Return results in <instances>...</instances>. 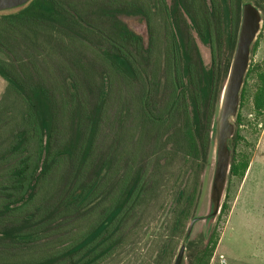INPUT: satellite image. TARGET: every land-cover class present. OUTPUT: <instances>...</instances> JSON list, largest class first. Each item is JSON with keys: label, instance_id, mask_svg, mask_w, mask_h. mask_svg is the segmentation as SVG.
I'll return each mask as SVG.
<instances>
[{"label": "trees", "instance_id": "obj_1", "mask_svg": "<svg viewBox=\"0 0 264 264\" xmlns=\"http://www.w3.org/2000/svg\"><path fill=\"white\" fill-rule=\"evenodd\" d=\"M240 1L31 0L0 12V241L39 250L63 238L48 239L50 226L81 223L65 247L6 253L0 264H98L164 209L169 235L150 264L171 263L212 165ZM121 15L145 19L146 42ZM255 78L262 115L264 62ZM241 140L236 128L230 177L248 167ZM217 241L214 230L189 240L187 264H210Z\"/></svg>", "mask_w": 264, "mask_h": 264}, {"label": "rangeland", "instance_id": "obj_2", "mask_svg": "<svg viewBox=\"0 0 264 264\" xmlns=\"http://www.w3.org/2000/svg\"><path fill=\"white\" fill-rule=\"evenodd\" d=\"M154 3H156V0H147V4L153 5ZM165 3L171 6L173 0H165ZM245 3H250L256 7L255 0H241L238 5L240 9L239 24L241 7ZM236 4V0H233L234 7H236ZM256 8L261 13L262 27L255 40L257 41V48L249 55L248 69L243 78L237 114L230 120L233 130L236 131L237 128L242 137L236 152L247 155L248 167L242 178L230 177L229 173L226 175L219 198L218 195H214L212 189L215 171L213 148L212 165L201 176L202 194L192 218L196 221L189 235L186 233L192 219L186 226L185 237L174 241V255H177L181 245L185 246L183 264H187L186 243L189 240L196 239L199 235L207 237L213 230L218 241L210 264H264V114L257 115L252 105V96L256 89V68L264 62V13L258 7ZM89 10H91L89 12L92 14V18H96V8L92 6ZM153 11L152 22H157L160 18L159 14L153 15ZM155 12L157 11L155 10ZM120 20L135 34L142 37L145 42L147 41L145 19L139 15H121ZM197 43L205 62H208V49L199 41ZM13 52L8 55L17 59L24 58V53L18 50ZM1 57L2 54L0 53ZM6 85L7 82L0 77V100L6 91ZM238 119H240V124H238ZM224 203L227 209L225 212H221ZM216 207H218V211L214 214ZM165 216L166 209L152 212L142 225H137L131 230L128 229L126 242L112 256L98 264L152 263L156 257L158 247L169 235L163 222ZM68 221L70 222L50 226L49 229L55 231V233L53 237L51 236L52 238L49 237L48 239L63 238L50 243L45 248L42 246L39 250L29 249L28 246L18 244L15 241H0V263L3 262L2 257H5L6 253L13 254L22 251L21 253H25L26 258H28L31 253L44 254L46 250L48 252L49 249L65 247L71 242L73 234L81 226V223L72 224L71 219ZM44 241L42 244H44ZM2 244L9 245V247H3ZM174 259L175 257L170 264H173ZM64 264H68V262Z\"/></svg>", "mask_w": 264, "mask_h": 264}, {"label": "water", "instance_id": "obj_3", "mask_svg": "<svg viewBox=\"0 0 264 264\" xmlns=\"http://www.w3.org/2000/svg\"><path fill=\"white\" fill-rule=\"evenodd\" d=\"M29 1L31 0H0V12L20 7ZM261 27L260 11L250 3L243 4L234 55L214 128L215 171L212 189L214 195H218L219 198L230 168V151L227 146L228 140L233 135V125L230 120L237 114L243 78L248 69L250 48ZM217 211L218 207L214 214ZM195 221L196 219H192L189 223L187 235L191 232ZM184 253L185 246L181 245L173 264H183Z\"/></svg>", "mask_w": 264, "mask_h": 264}]
</instances>
